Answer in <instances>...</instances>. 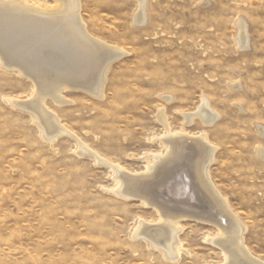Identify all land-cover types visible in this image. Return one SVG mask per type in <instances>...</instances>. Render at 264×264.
Wrapping results in <instances>:
<instances>
[{"label": "rangeland", "instance_id": "rangeland-1", "mask_svg": "<svg viewBox=\"0 0 264 264\" xmlns=\"http://www.w3.org/2000/svg\"><path fill=\"white\" fill-rule=\"evenodd\" d=\"M138 4L81 0L88 32L125 55L112 62L103 97L71 87L62 92L67 102L47 96L44 105L102 158L139 173L143 158L163 149L151 140L165 132L158 110L181 129L182 112L207 97L221 116L186 129L217 145L211 179L247 226L245 244L264 260V0H148L142 25ZM243 22L250 45L242 49ZM30 79L0 64V264L224 263L207 240L220 234L212 223L182 220L187 252L175 261L136 238L140 220L158 226L160 213L118 195L114 170L80 153L75 137H45L33 112L12 101L33 97Z\"/></svg>", "mask_w": 264, "mask_h": 264}, {"label": "bare ground", "instance_id": "bare-ground-1", "mask_svg": "<svg viewBox=\"0 0 264 264\" xmlns=\"http://www.w3.org/2000/svg\"><path fill=\"white\" fill-rule=\"evenodd\" d=\"M136 1L139 6L134 19L142 25L147 21L148 0ZM53 2L54 5L46 0H0V64L10 70L17 69L22 76L33 79L37 87L28 101L14 98L12 101L33 112L50 142L68 134L77 139L80 153L93 155L98 162L110 165L117 182L114 191L118 195L139 198L145 206L160 213L158 226L140 220L134 232L136 238L147 240L175 261L187 252L180 238L181 222L194 219L219 228V236L207 240L224 252L225 261L221 264H264L245 244L247 226L211 179L210 167L217 145L209 140L206 132L192 134L186 129L196 118L211 125L221 116L207 97L201 98L195 111L182 112L185 121L181 129L172 128L164 108L158 110L156 116L165 132L151 140L163 149L159 153H148L143 158L145 170L139 173H130L102 158L63 126L55 112L46 109L47 96L63 104L67 100L62 92L71 87L103 97L112 62L125 55L122 48L111 46L88 32L80 14L81 0ZM239 27L242 33H238V42L242 49L248 48L247 25L243 22ZM239 84L238 81L236 85ZM172 99V96L166 98L167 102ZM260 127L264 133L263 125ZM259 151V157L264 160L263 146ZM172 180V187L165 192L163 188Z\"/></svg>", "mask_w": 264, "mask_h": 264}, {"label": "water", "instance_id": "water-1", "mask_svg": "<svg viewBox=\"0 0 264 264\" xmlns=\"http://www.w3.org/2000/svg\"><path fill=\"white\" fill-rule=\"evenodd\" d=\"M172 185H173V180H172V182L169 183V185H168L166 188H165V187L163 188V189L165 190V192H166V189H168L169 186L172 187ZM178 187H179V186H178ZM181 198H182V197H181Z\"/></svg>", "mask_w": 264, "mask_h": 264}]
</instances>
